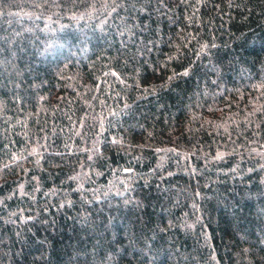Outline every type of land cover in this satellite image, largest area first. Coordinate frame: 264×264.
<instances>
[{
	"label": "trees",
	"instance_id": "obj_1",
	"mask_svg": "<svg viewBox=\"0 0 264 264\" xmlns=\"http://www.w3.org/2000/svg\"><path fill=\"white\" fill-rule=\"evenodd\" d=\"M0 264H264V0H0Z\"/></svg>",
	"mask_w": 264,
	"mask_h": 264
}]
</instances>
